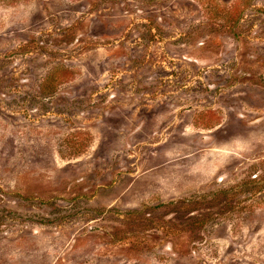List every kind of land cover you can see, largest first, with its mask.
Listing matches in <instances>:
<instances>
[{"label":"rangeland","instance_id":"1","mask_svg":"<svg viewBox=\"0 0 264 264\" xmlns=\"http://www.w3.org/2000/svg\"><path fill=\"white\" fill-rule=\"evenodd\" d=\"M0 264H264V0H0Z\"/></svg>","mask_w":264,"mask_h":264}]
</instances>
